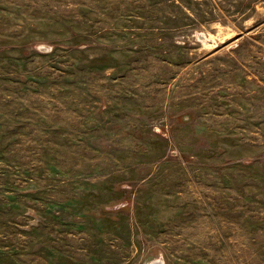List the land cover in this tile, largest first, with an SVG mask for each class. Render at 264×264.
<instances>
[{
	"label": "rangeland",
	"instance_id": "374dc122",
	"mask_svg": "<svg viewBox=\"0 0 264 264\" xmlns=\"http://www.w3.org/2000/svg\"><path fill=\"white\" fill-rule=\"evenodd\" d=\"M0 264H264V0H0Z\"/></svg>",
	"mask_w": 264,
	"mask_h": 264
}]
</instances>
